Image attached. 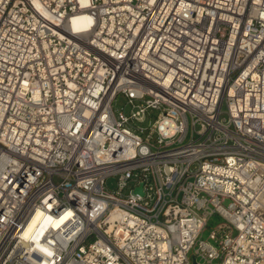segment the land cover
I'll return each mask as SVG.
<instances>
[{
	"label": "built area",
	"instance_id": "obj_1",
	"mask_svg": "<svg viewBox=\"0 0 264 264\" xmlns=\"http://www.w3.org/2000/svg\"><path fill=\"white\" fill-rule=\"evenodd\" d=\"M193 256L264 264V0H0V264Z\"/></svg>",
	"mask_w": 264,
	"mask_h": 264
},
{
	"label": "rangeland",
	"instance_id": "obj_2",
	"mask_svg": "<svg viewBox=\"0 0 264 264\" xmlns=\"http://www.w3.org/2000/svg\"><path fill=\"white\" fill-rule=\"evenodd\" d=\"M126 103H127V100H126L125 96L120 94V95L117 96L116 100L114 101L113 106L116 109V111L124 109L126 113H129V111L131 109V106L129 104H126ZM223 110L224 111L222 113V116H226V113H225L226 106L225 105H223ZM152 113H153V116L152 117L147 116L145 118L144 122L141 123V125L149 126V124L152 123V121H154L155 116H156V112L152 111ZM106 186H107L108 190L114 191L117 188V186H118V182H117L116 176L108 177L107 181H106ZM228 202L229 201H227L226 203H228ZM221 220H222V218L220 216H218V215L214 216L211 219V221L209 222L208 227H206L204 229V231L202 232L201 237L203 239L210 240L211 242H214L213 239L210 238V233L213 230V228L215 227V225L218 222H220Z\"/></svg>",
	"mask_w": 264,
	"mask_h": 264
},
{
	"label": "bare ground",
	"instance_id": "obj_3",
	"mask_svg": "<svg viewBox=\"0 0 264 264\" xmlns=\"http://www.w3.org/2000/svg\"><path fill=\"white\" fill-rule=\"evenodd\" d=\"M92 20L91 15H89L88 13H78L76 15H74L73 19H72V24L73 27L77 30V31H81L83 29H87L90 21ZM41 214L38 213L34 220L32 221V223L29 225V230H31L36 221L40 218ZM61 220L57 219L54 223L55 225H57Z\"/></svg>",
	"mask_w": 264,
	"mask_h": 264
},
{
	"label": "water",
	"instance_id": "obj_4",
	"mask_svg": "<svg viewBox=\"0 0 264 264\" xmlns=\"http://www.w3.org/2000/svg\"><path fill=\"white\" fill-rule=\"evenodd\" d=\"M138 190H141V186L138 188ZM192 261H193V264H198L195 256L192 257Z\"/></svg>",
	"mask_w": 264,
	"mask_h": 264
}]
</instances>
